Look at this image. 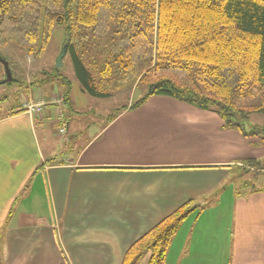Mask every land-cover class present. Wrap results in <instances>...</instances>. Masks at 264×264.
<instances>
[{
    "label": "crops",
    "instance_id": "obj_1",
    "mask_svg": "<svg viewBox=\"0 0 264 264\" xmlns=\"http://www.w3.org/2000/svg\"><path fill=\"white\" fill-rule=\"evenodd\" d=\"M130 106L69 136L59 106L0 117V264H123L188 205L164 264H264V188L237 189L233 175L264 157L259 140L174 99ZM51 108L69 148L46 157L36 127Z\"/></svg>",
    "mask_w": 264,
    "mask_h": 264
},
{
    "label": "trees",
    "instance_id": "obj_2",
    "mask_svg": "<svg viewBox=\"0 0 264 264\" xmlns=\"http://www.w3.org/2000/svg\"><path fill=\"white\" fill-rule=\"evenodd\" d=\"M56 27L64 29L67 56L89 96L106 100L143 87L146 97L129 110L153 97L174 99L217 113L226 129L264 146L262 128H245L252 115H264V0H0V50L13 44L42 57ZM243 165L264 171L256 160ZM192 211L188 205L157 225L123 264L148 253V264H164Z\"/></svg>",
    "mask_w": 264,
    "mask_h": 264
},
{
    "label": "rangeland",
    "instance_id": "obj_3",
    "mask_svg": "<svg viewBox=\"0 0 264 264\" xmlns=\"http://www.w3.org/2000/svg\"><path fill=\"white\" fill-rule=\"evenodd\" d=\"M64 41V29L56 27L42 57L29 56L13 44L0 50V55L9 62L13 78L16 80L9 85L1 84L5 81L6 74L4 67L0 64V69L3 72V79L0 81V117L12 114L13 109L18 106L26 111V106L29 103L44 102L45 108H43V113L38 115L40 117L46 113L48 107L59 106L67 120L73 118L69 136V134H74V129L87 132L88 127H91L93 123H104L105 119L115 114L117 110L128 107L146 97L147 89L143 87H128L106 100L96 99L84 93L69 55L64 58L62 68L57 69L58 58L64 49ZM31 91L34 92L33 98H31ZM69 103L70 109L63 110L64 105ZM51 109L52 118L46 120L42 118L44 122L36 127L38 139L46 157H49L53 151L56 153L65 152L69 148L64 142L67 138L60 137L65 134L62 135L59 132L61 125L58 124L55 108ZM257 127L264 130V115H252L245 124L248 132ZM93 128L94 126L90 131L94 130ZM260 139H264V134H261ZM259 147L264 148L261 142ZM250 160L258 161L260 167L264 166V157L249 159L244 163L246 164ZM258 168L256 166L254 169L246 166L237 168L233 172V175L237 176V189L248 191L254 187L258 190L264 188V171L259 172Z\"/></svg>",
    "mask_w": 264,
    "mask_h": 264
},
{
    "label": "water",
    "instance_id": "obj_4",
    "mask_svg": "<svg viewBox=\"0 0 264 264\" xmlns=\"http://www.w3.org/2000/svg\"><path fill=\"white\" fill-rule=\"evenodd\" d=\"M67 53H68V46L65 45L61 56L58 58L57 69L62 68L63 60L67 56ZM0 64L4 67L5 74H6V79L1 84L9 85L13 81V75H12L10 64L7 60L3 59L1 56H0Z\"/></svg>",
    "mask_w": 264,
    "mask_h": 264
},
{
    "label": "built area",
    "instance_id": "obj_5",
    "mask_svg": "<svg viewBox=\"0 0 264 264\" xmlns=\"http://www.w3.org/2000/svg\"><path fill=\"white\" fill-rule=\"evenodd\" d=\"M45 106V104H44V102L42 103V102H38L37 104H31V103H29L27 106H26V111H27V113H29L30 115H40V114H42L43 113V108H45L44 107ZM60 134H62V135H64V134H66V129H61L60 130Z\"/></svg>",
    "mask_w": 264,
    "mask_h": 264
}]
</instances>
